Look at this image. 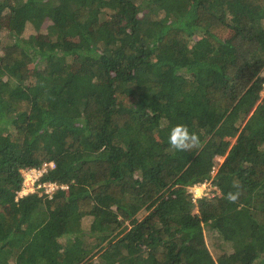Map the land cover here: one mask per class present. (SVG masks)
I'll use <instances>...</instances> for the list:
<instances>
[{
	"label": "trees",
	"instance_id": "trees-1",
	"mask_svg": "<svg viewBox=\"0 0 264 264\" xmlns=\"http://www.w3.org/2000/svg\"><path fill=\"white\" fill-rule=\"evenodd\" d=\"M263 73L264 0H0V264H264Z\"/></svg>",
	"mask_w": 264,
	"mask_h": 264
},
{
	"label": "clouds",
	"instance_id": "clouds-1",
	"mask_svg": "<svg viewBox=\"0 0 264 264\" xmlns=\"http://www.w3.org/2000/svg\"><path fill=\"white\" fill-rule=\"evenodd\" d=\"M167 144L173 152H186L201 147L199 137L195 133L190 132L188 126L182 123H177L169 128ZM234 187H236L237 190L227 193L225 197L229 203H237L242 195L241 186L236 184ZM188 190H190V188ZM191 195L193 197L192 193Z\"/></svg>",
	"mask_w": 264,
	"mask_h": 264
},
{
	"label": "built area",
	"instance_id": "built-area-1",
	"mask_svg": "<svg viewBox=\"0 0 264 264\" xmlns=\"http://www.w3.org/2000/svg\"><path fill=\"white\" fill-rule=\"evenodd\" d=\"M53 168H54L53 163H49V164H44L39 169L22 170L21 171L22 185L20 191L17 193L18 197L21 198L28 194L38 193V192L40 193V195H47L48 197H50L59 187L54 183H40V179L43 175L46 174V172L49 169H53ZM61 189L66 190V187H61ZM211 197H207V198H211Z\"/></svg>",
	"mask_w": 264,
	"mask_h": 264
},
{
	"label": "rangeland",
	"instance_id": "rangeland-1",
	"mask_svg": "<svg viewBox=\"0 0 264 264\" xmlns=\"http://www.w3.org/2000/svg\"><path fill=\"white\" fill-rule=\"evenodd\" d=\"M20 32H21V30H20ZM20 32H19V34H20ZM22 33H24L25 36H28L29 34L32 33V31H31L30 27L26 26V28L24 29V32H22ZM263 76H264V73H263ZM260 96L261 97L264 96V86H263V90L260 92ZM216 161L218 164H220L223 161V159L218 158ZM188 192L190 194L191 193L193 194V199H197L201 196L202 197H211L214 195H218V190L214 186H212V184L210 182H207V183L204 182L202 184L194 185V186L190 187V190H188ZM37 194L40 195L39 192ZM203 235H204L206 243L208 244L209 249L211 250L212 256L215 259L217 257H219L222 253L231 251V250H229L228 245L225 247V246H223V243L216 240L217 236L215 234L205 231L203 233Z\"/></svg>",
	"mask_w": 264,
	"mask_h": 264
}]
</instances>
